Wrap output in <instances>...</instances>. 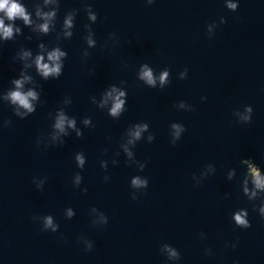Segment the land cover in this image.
Instances as JSON below:
<instances>
[{"label": "water", "instance_id": "obj_1", "mask_svg": "<svg viewBox=\"0 0 264 264\" xmlns=\"http://www.w3.org/2000/svg\"><path fill=\"white\" fill-rule=\"evenodd\" d=\"M17 2L31 23L0 35V264H264V0ZM56 49L44 78L36 57ZM24 77L31 113L7 98ZM61 112L75 127L55 128Z\"/></svg>", "mask_w": 264, "mask_h": 264}, {"label": "clouds", "instance_id": "obj_2", "mask_svg": "<svg viewBox=\"0 0 264 264\" xmlns=\"http://www.w3.org/2000/svg\"><path fill=\"white\" fill-rule=\"evenodd\" d=\"M151 3L152 0H149ZM227 8L236 11L238 8V3L231 2V0H228ZM0 13H3V17L0 18V35L3 36L4 39H10L13 36V25L12 24H5L4 20L5 18L9 21H15L16 19H22L25 24H30L31 20L26 12V9L23 4L18 3L17 0H0ZM48 16L54 15V14H47ZM91 19H95L94 16L90 17ZM222 22H226L223 21ZM66 27H71V18L65 21ZM41 30L43 32H47L48 24L45 23L40 26ZM16 31H19V29H16ZM67 35H71V33H67ZM88 43L92 45L94 42L89 39ZM25 55H29L28 53H25ZM62 56H65V53L60 51L59 49L53 50L48 53L47 60L49 63H44V57L43 56H37L35 60V64L37 67V70L39 73L44 77L48 78L49 76H59L61 74V63L60 58ZM187 71V69H185ZM168 72L165 71L160 76V82L161 84H164L167 81ZM140 78L142 80H145L147 84L149 85H155V78L153 77L152 71L145 65L141 71ZM30 79L29 77H24L21 80H16L15 86L16 90L11 91L8 94V99L11 100L13 104L19 105L20 107L27 110V112L31 113L34 111L33 105L31 103L32 100L37 99V93L34 91L29 90L28 92H23L21 89L23 88V84L25 80ZM113 93H116V95L113 97ZM125 95L124 92H118L117 89L113 88L111 92L108 93V96L113 97V106L111 108V115L113 117H118L123 110V106L125 101L121 99ZM247 112H251V108L246 109ZM245 120H250L249 116L244 117ZM65 123L68 124L69 127H75V121L69 120L62 112L58 115V118L55 123V128L59 129L61 132L64 131ZM87 123V121H85ZM147 125H141L136 128V130L132 133V136L134 139H139L141 132L147 130ZM172 127L176 130V134L178 135L181 131V128L179 125H172ZM152 137H149L151 139ZM133 141L130 140L129 143H132ZM127 151V149H126ZM131 155V153H129ZM78 163L83 166L84 160L81 156H77ZM253 176L256 181L257 187H264V178H261L255 170H253ZM77 180H79V177H77ZM133 186L146 187L148 184L147 180H141L139 178H135L132 181ZM264 212V209L261 210ZM69 215H71V212H69ZM246 213H238L235 215V221L238 225L248 228L250 227L249 222L245 219ZM45 227H51L53 231L56 230V226L53 225V221L51 216L45 217ZM91 249V245H89V250ZM172 255H175L176 253L173 251L171 253Z\"/></svg>", "mask_w": 264, "mask_h": 264}, {"label": "bare ground", "instance_id": "obj_3", "mask_svg": "<svg viewBox=\"0 0 264 264\" xmlns=\"http://www.w3.org/2000/svg\"><path fill=\"white\" fill-rule=\"evenodd\" d=\"M254 170V169H253Z\"/></svg>", "mask_w": 264, "mask_h": 264}]
</instances>
